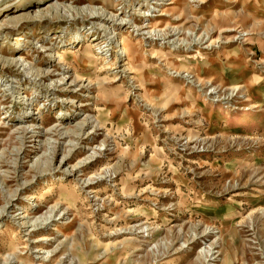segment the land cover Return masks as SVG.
<instances>
[{
	"label": "rangeland",
	"instance_id": "obj_1",
	"mask_svg": "<svg viewBox=\"0 0 264 264\" xmlns=\"http://www.w3.org/2000/svg\"><path fill=\"white\" fill-rule=\"evenodd\" d=\"M46 6L0 12V264H264V0Z\"/></svg>",
	"mask_w": 264,
	"mask_h": 264
},
{
	"label": "bare ground",
	"instance_id": "obj_2",
	"mask_svg": "<svg viewBox=\"0 0 264 264\" xmlns=\"http://www.w3.org/2000/svg\"><path fill=\"white\" fill-rule=\"evenodd\" d=\"M10 0L8 1H4V0H0V12H2L4 14V17L8 18L9 21H14V20H24L25 18H28V17H31V18H38L40 16H42L44 13L45 14H50V16L52 15L51 13V10H45L46 7H39L37 9H35V11L31 14H25V13H13L11 14L12 12H17V11H20L21 9H25V8H29L31 6H36V5H39V4H42V3H45V2H48V0H18V1H14L12 2V0L9 2ZM18 2V3H17ZM173 2V1H172ZM16 4V10H13V11H10L12 10L13 6ZM10 11V12H9ZM23 14V15H22ZM146 15L150 16V13H145ZM95 15V14H94ZM123 21H125L126 19H121ZM121 23V22H120ZM123 24V23H122ZM82 38V35L81 34H78V36L74 37V40L76 39H80ZM111 40H115L114 37H110ZM14 45H15V49H19V48H22V41L21 39L20 40H17L14 42ZM68 47V46H67ZM64 48L63 49V52H59L58 53V57L60 59V62H64L66 61L65 60V55L70 53V52H73V50L71 49H67ZM118 53H120L121 56H119V59L121 60V58L125 57V59L127 60V63H126V69H131L133 68L132 67V63H131V57H132V51H131V48H130V45H129V42H128V39L127 38H124L120 41V47L117 49ZM157 53V51H156ZM155 55V54H154ZM18 61H22V64L23 65H27L29 64L30 62L26 60V58H24L21 54H19V56L16 58ZM237 87H240V86H236ZM27 99V98H26ZM28 100V99H27ZM30 103V101H29ZM39 113V112H38ZM24 117L25 118H31V114H28V112H24ZM32 127V126H31ZM37 128L36 126H33L32 129L30 130V132H35ZM89 149V148H88ZM29 213H25L23 214L22 216H19L20 219L19 220H22L23 218H25L26 216H28ZM23 224H26L27 222L23 221L22 222ZM33 226H36V223H33L32 224ZM53 237H51L50 235H45V236H42V237H39L37 239L38 242H47V241H50L52 240ZM42 253H46V251H43L42 249H40Z\"/></svg>",
	"mask_w": 264,
	"mask_h": 264
},
{
	"label": "water",
	"instance_id": "obj_3",
	"mask_svg": "<svg viewBox=\"0 0 264 264\" xmlns=\"http://www.w3.org/2000/svg\"><path fill=\"white\" fill-rule=\"evenodd\" d=\"M5 2L8 1V0H4Z\"/></svg>",
	"mask_w": 264,
	"mask_h": 264
}]
</instances>
